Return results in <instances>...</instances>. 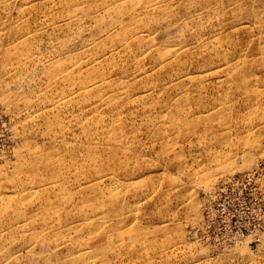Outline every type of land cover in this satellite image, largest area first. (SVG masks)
Listing matches in <instances>:
<instances>
[{
	"label": "rangeland",
	"instance_id": "rangeland-1",
	"mask_svg": "<svg viewBox=\"0 0 264 264\" xmlns=\"http://www.w3.org/2000/svg\"><path fill=\"white\" fill-rule=\"evenodd\" d=\"M0 264H264V0H0Z\"/></svg>",
	"mask_w": 264,
	"mask_h": 264
}]
</instances>
